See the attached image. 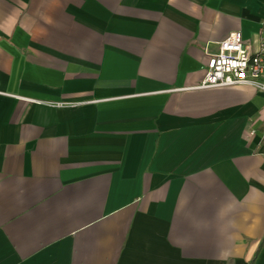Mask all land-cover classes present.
<instances>
[{"label":"crops","instance_id":"crops-1","mask_svg":"<svg viewBox=\"0 0 264 264\" xmlns=\"http://www.w3.org/2000/svg\"><path fill=\"white\" fill-rule=\"evenodd\" d=\"M262 22L264 0H0V264H264V94L194 89Z\"/></svg>","mask_w":264,"mask_h":264},{"label":"built area","instance_id":"built-area-1","mask_svg":"<svg viewBox=\"0 0 264 264\" xmlns=\"http://www.w3.org/2000/svg\"><path fill=\"white\" fill-rule=\"evenodd\" d=\"M239 86L264 94V22L260 24L256 49L245 44L241 33L235 31L219 42L217 52L207 53L203 78L194 89Z\"/></svg>","mask_w":264,"mask_h":264}]
</instances>
